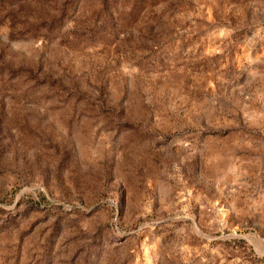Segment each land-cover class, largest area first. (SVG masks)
<instances>
[{
  "label": "rangeland",
  "instance_id": "rangeland-1",
  "mask_svg": "<svg viewBox=\"0 0 264 264\" xmlns=\"http://www.w3.org/2000/svg\"><path fill=\"white\" fill-rule=\"evenodd\" d=\"M0 264H264V0H0Z\"/></svg>",
  "mask_w": 264,
  "mask_h": 264
}]
</instances>
